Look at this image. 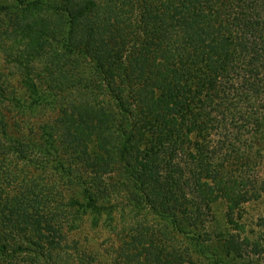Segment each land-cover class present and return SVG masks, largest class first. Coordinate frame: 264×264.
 Segmentation results:
<instances>
[{
  "label": "trees",
  "instance_id": "1",
  "mask_svg": "<svg viewBox=\"0 0 264 264\" xmlns=\"http://www.w3.org/2000/svg\"><path fill=\"white\" fill-rule=\"evenodd\" d=\"M100 2L116 17L105 22L106 38L82 23L95 0H0V35L15 45L10 58L26 74L23 96L6 88L0 74V105L11 102L12 112L25 117L82 96L85 103L66 106V122L58 117L40 125L33 148L94 212L104 191L89 190L88 179L109 185L110 196L118 185L132 219L157 222L153 233L141 229L132 240L146 264L254 263L243 254L249 240L220 231L206 211L216 187L231 202L247 185L254 187L249 198L258 197L249 174L264 168V0H141L138 22L147 15L152 28L141 26V36L126 47L113 35L122 25L119 6ZM34 58L46 70L38 83L22 63ZM94 100L107 116L92 107ZM4 118L0 112V156L25 160L29 146L8 133ZM93 135L97 153L85 164ZM109 149L114 168L99 172L96 164ZM27 192L19 187L15 194L23 199ZM80 203L70 200L65 210L56 205L52 214L60 208L64 219L72 217ZM26 207H0V264H60L51 234L23 226L38 225ZM253 242L264 264V247Z\"/></svg>",
  "mask_w": 264,
  "mask_h": 264
},
{
  "label": "rangeland",
  "instance_id": "2",
  "mask_svg": "<svg viewBox=\"0 0 264 264\" xmlns=\"http://www.w3.org/2000/svg\"><path fill=\"white\" fill-rule=\"evenodd\" d=\"M100 1L102 0H95L96 6L93 12L89 14V20L84 19L82 23L86 27L95 28L102 38H106L103 35L104 27L107 28L106 23H113L116 17L110 15L112 12H108L109 8L107 9L104 4L101 5ZM113 1L117 7L119 6L120 17L118 20L122 23L118 27L119 29H115V32H113L117 41L125 40V47L130 46L141 36V26L147 27V30L151 31L152 26L147 15L144 17L146 20L143 23L144 25L138 22L141 16L137 10L141 0H120V4L116 0ZM128 2L130 5H127ZM123 3L127 6L124 7ZM114 11H116V8ZM1 22L0 31L2 30ZM114 26H116V23ZM118 34L121 36L118 37ZM102 38L100 39L102 40ZM120 41L118 42L122 44ZM150 46L148 44L145 47L146 54L147 49L149 52ZM14 47L15 45H11V42L5 41L0 35V74L2 75L1 78L6 81L4 84L6 88L13 89L19 96H23L26 92L20 82L26 79V74L17 68L13 59L10 58L9 51L14 49ZM27 59L22 61V63L30 69L31 77H35L34 81L38 83L46 70L38 58ZM48 84L52 88V82L50 81ZM74 98L75 100L78 99L79 103L74 102L73 104L85 103V101H82V96L78 93H76ZM69 104H72V102L63 101L53 112L47 109L43 112L35 113L34 116L25 115V117L17 116L15 111L12 112L11 102L0 105V112L5 117L2 121L4 123L7 122L9 127L7 129L8 133L29 146V151L23 154L26 161L12 156L13 153L8 156H0V207H5L6 209L13 207L17 208L16 211L21 212V209L26 207L23 206V203L28 205L26 207L27 217L34 218L38 225L28 223L23 226L27 227L29 231H32L35 227L38 232H43L47 236L51 234L50 237L54 240L56 252L60 255L58 258L60 264H146V254L138 246L139 244L136 245L132 240L137 237L141 229H148L149 233H153L154 231L151 229L158 228L156 226L157 222L153 218L147 219L145 223L141 219H138V221L132 219L124 198H120L123 197V194L119 192L122 190L118 185L114 184L117 189L116 196H110L112 190L109 185L92 183V180L88 179L85 187L91 191H95V189L104 191V193L99 194V199L94 204L100 210L94 212L92 208L88 207L87 202L75 192L74 186L67 185L65 181L57 178L55 172L49 166L48 156L38 154V150L33 148L34 145L40 142L39 127L41 124H49L54 118L57 119L58 117L63 122H66L67 118L70 119L67 116L69 114L65 112L66 106ZM91 104L98 114L103 113L104 116H107L106 107L100 106L98 100H94ZM101 107L103 108L101 109ZM75 123L74 121L70 125V131L75 130L74 128L77 127ZM91 138L87 145L89 157H83L85 164H91L92 159H94L93 156L97 153L95 146L96 137L93 135ZM84 139L85 136L82 137L81 141ZM224 150L231 152L229 148ZM209 151L211 153L213 149L209 148ZM111 154V151L103 154L102 162L96 164L97 167L98 165L100 166L99 172H108L114 168V160ZM211 154L213 155L212 157L216 156V152ZM71 158H73L72 155ZM254 170L250 174H246L251 175V178L257 181V198H249L254 187L247 185L241 187V192L234 191L231 202L227 200L223 186L216 187L213 190L216 200L209 205L210 209L206 212H208V220L211 224L219 226L220 231H223V233L228 236L235 235L242 242L248 239L250 244L245 245L244 257L248 258L249 261L255 260L251 264H262L260 260L262 256L253 253L252 244L254 243L253 241H257L264 247V168L259 169L256 166ZM115 175L117 176V173L113 174L114 177ZM207 181L209 182L210 180ZM19 187H25L26 191H29L26 196H23V199L15 194ZM243 193L245 197H248L246 202L238 200L239 197L244 195ZM120 199H122L123 204H120ZM70 200L81 202L80 204L83 207L75 211L72 217H69L66 213L67 218L64 219L65 214L61 209L65 210L64 205ZM16 205L18 207H15ZM56 205L60 206L61 209L59 208L52 214L54 211L51 208H55ZM111 205L115 207L113 208ZM231 205L233 206L230 209L229 206ZM38 214L43 216L41 220L38 219ZM0 221H3L1 214ZM236 261L239 262V260ZM193 264L203 263L196 261Z\"/></svg>",
  "mask_w": 264,
  "mask_h": 264
}]
</instances>
